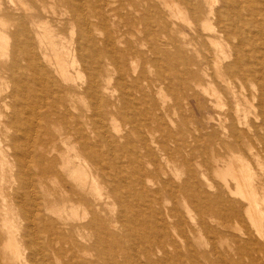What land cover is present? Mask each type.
Instances as JSON below:
<instances>
[{"label": "bare ground", "instance_id": "6f19581e", "mask_svg": "<svg viewBox=\"0 0 264 264\" xmlns=\"http://www.w3.org/2000/svg\"><path fill=\"white\" fill-rule=\"evenodd\" d=\"M262 48L264 0H0V264H264Z\"/></svg>", "mask_w": 264, "mask_h": 264}, {"label": "rangeland", "instance_id": "374dc122", "mask_svg": "<svg viewBox=\"0 0 264 264\" xmlns=\"http://www.w3.org/2000/svg\"><path fill=\"white\" fill-rule=\"evenodd\" d=\"M167 11L165 10L164 11V16L165 17H167V13H166ZM197 23H199V18H197ZM179 24L182 26V27H185V30L187 31V32H189V29L185 26V24L183 23V22H180L179 21ZM134 32H135V29L134 28H129V33L130 34H134ZM199 44V43H198ZM196 45V48L199 50V48H200V50H199V52H200V54L198 53V55L200 56V55H202V51L205 49V43L204 44H202L201 43V45H202V47H201V45ZM200 46V47H199ZM202 48H204L203 50H202ZM197 50V51H198ZM205 51V50H204ZM262 52L261 53H263L264 54V49L262 48V50H261ZM202 52V53H201ZM197 57L198 59V63L199 64H202V62L204 61V58L203 59H201V56L200 57ZM204 56V54L202 55V57ZM201 59V61H200V59ZM201 62V63H200ZM197 68H199V67H197ZM199 73V72H198ZM173 76V75H172ZM198 77H199V80H200V78H201V76L200 75H198ZM245 83H246V86H248L249 87V85H248V82L247 81H245ZM201 85L199 84V85H194V88H192V85H191V89L189 90V89H183V91H182V93L181 94H184L185 95V97H187V100H189V103H190V107L187 109V107L189 106V105H184L183 106V104H186V102H185V100H183V97H181L180 95H176V99H177V101H178V103L176 104V107H175V109H174V111L176 110V112H177V114H176V112L174 113V114H176V115H174L175 116V119H176V117H177V120L179 119V120H181L182 122H184L183 124H184V128L185 129H187V130H189V131H191L192 129H195V133H196V135L197 136H200L201 135V132H203V127H204V125H206V123L208 122H206V120H207V117L208 116H210V115H214L213 114V112H215L216 111V113H224V112H226L227 111V109H228V106L230 105L229 103H231L230 102V99H229V97H226V99H228V100H226V102L228 103H226L225 102V104L224 105H218V106H214L213 105V107L214 108H212V107H210V105L209 104H207L208 103V101H207V99H206V97L202 94V86L200 87ZM195 89H197L196 90V92H195V90H194V93H193V90ZM188 93H187V92ZM197 94V98H195V97H191L190 95L191 94ZM167 96H169V94L167 95ZM166 96V98H171V96H169V97H167ZM182 98H180V97ZM178 97V98H177ZM179 99V100H178ZM215 99V98H214ZM181 100L182 101H184V102H181ZM206 101H207V103H206ZM222 101H224L223 99H222ZM201 104H200V103ZM182 103V104H181ZM196 104H197V108H196ZM179 105H180V107H179ZM183 107V108H182ZM204 107V108H203ZM179 108V109H178ZM184 108H186V110L184 109ZM212 108V109H211ZM216 108V109H215ZM182 109V110H181ZM215 109V111H213ZM192 112L193 111V113L191 114L190 113V111ZM178 111H180V113L178 112ZM211 111V112H210ZM208 112H209V114L210 115H208ZM192 115H195V116H193L192 117ZM207 115V116H206ZM189 116H191V117H189ZM192 118V119H191ZM205 119V120H204ZM191 120H193V121H191ZM118 125L120 126V127H122V125H123V122L119 119L118 120ZM210 124H212V123H210ZM193 127V128H192ZM198 148L200 149L201 147H200V144H198ZM262 157H264V155L262 154ZM250 160H251V158H250ZM115 210V211H114ZM117 210H118V207L115 205L114 206V209H113V211L115 212V214L117 213ZM198 217H199V215L195 212V211H192V215H191V218H194L195 220H197L198 219ZM186 218H188V216L186 217ZM202 244V243H201ZM201 244L199 243V246L202 248L203 246H204V244L201 246ZM157 257H159V256H155V258L157 259ZM196 260H197V262H199V263H204V259H203V257L202 256H198L197 258H196ZM192 263V257H191V260H190V258L188 257V256H185L183 259H182V264H191Z\"/></svg>", "mask_w": 264, "mask_h": 264}]
</instances>
